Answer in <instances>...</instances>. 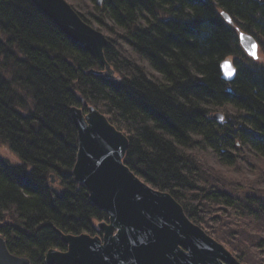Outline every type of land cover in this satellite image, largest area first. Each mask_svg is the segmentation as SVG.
<instances>
[{"label":"trees","instance_id":"1","mask_svg":"<svg viewBox=\"0 0 264 264\" xmlns=\"http://www.w3.org/2000/svg\"><path fill=\"white\" fill-rule=\"evenodd\" d=\"M86 1L71 5L107 35L114 77L91 72L104 66L32 0H0V234L9 250L46 264L49 249H66L57 229L100 234L95 223L108 214L72 175L71 108L93 105L128 136L124 162L137 175L244 264H264V61L238 34L254 36L264 56V0ZM227 58L237 68L230 82ZM208 150L237 183L204 165Z\"/></svg>","mask_w":264,"mask_h":264},{"label":"water","instance_id":"2","mask_svg":"<svg viewBox=\"0 0 264 264\" xmlns=\"http://www.w3.org/2000/svg\"><path fill=\"white\" fill-rule=\"evenodd\" d=\"M32 1L104 66L91 72L115 76L105 56L109 42L105 33L86 22L67 0ZM96 1L101 4L103 0ZM240 41L249 55L252 45H257L259 58L254 36L240 32ZM236 73L231 59L222 62L226 81L234 80ZM80 101L84 103V98ZM71 111L78 135L72 175L109 218L97 223L101 235L57 229L67 249H49L46 264H145L146 260L150 264H243L225 245L192 222L171 193L153 187L124 162L129 138L104 113L93 105L86 110L73 106ZM215 117L220 119L222 114L216 113ZM51 178L54 183V174ZM0 264H30V259L12 253L0 235Z\"/></svg>","mask_w":264,"mask_h":264},{"label":"rangeland","instance_id":"3","mask_svg":"<svg viewBox=\"0 0 264 264\" xmlns=\"http://www.w3.org/2000/svg\"><path fill=\"white\" fill-rule=\"evenodd\" d=\"M70 4H72V3H74L75 2V0H67ZM86 2H88L89 3V0H87ZM262 56H261V60H263L264 61V56H263V54H261ZM222 114V113H221ZM224 119H226V116H224L223 117V119L221 120L220 119V121H224ZM207 153H205V152H203L202 154H199V158L202 160L203 159V163H204V165L206 166V167H209V170L212 172V173H214L213 172V169H215V170H217V173H216V175H218V176H220L221 178H223L224 180H226V182H228L229 180H234L235 181V179H237V177H236V175H233V170H231V169H229V168H225L226 169V171L224 172V170H223V168H222V166H220L218 163H216L215 162V160L214 159H216L213 155H211L210 154V150H208V151H206ZM214 158V159H213ZM245 168V167H244ZM262 168H263V166H261L260 168H255V173L256 172H261L262 171ZM222 174H223V176H222ZM247 176H249L250 178L252 177V178H254V173L253 174H251V172H250V174L248 173V174H246ZM244 176V175H243ZM238 182V179L234 182V183H237ZM243 187H247L246 185H244ZM242 189V191L243 192H249V191H247V190H250L249 188H246V189ZM97 223H95V225H96Z\"/></svg>","mask_w":264,"mask_h":264},{"label":"snow or ice","instance_id":"4","mask_svg":"<svg viewBox=\"0 0 264 264\" xmlns=\"http://www.w3.org/2000/svg\"><path fill=\"white\" fill-rule=\"evenodd\" d=\"M221 15L223 16L224 14L221 13ZM227 19V23L228 24H231L232 23V20L231 18H226ZM257 48V45L253 44L252 45V50L250 51V55L253 56V58H258L256 57V52H255V49ZM234 73H230L229 75H232ZM221 119H223V117H221ZM145 264H150V262L148 260H146Z\"/></svg>","mask_w":264,"mask_h":264},{"label":"bare ground","instance_id":"5","mask_svg":"<svg viewBox=\"0 0 264 264\" xmlns=\"http://www.w3.org/2000/svg\"><path fill=\"white\" fill-rule=\"evenodd\" d=\"M1 235V234H0ZM2 236V235H1ZM3 237V236H2ZM4 238V237H3ZM5 239V238H4ZM6 240V239H5ZM7 243V242H6ZM8 246V245H7Z\"/></svg>","mask_w":264,"mask_h":264}]
</instances>
